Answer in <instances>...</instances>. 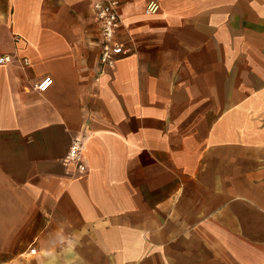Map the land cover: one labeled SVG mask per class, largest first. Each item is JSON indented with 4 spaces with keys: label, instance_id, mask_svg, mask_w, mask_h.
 <instances>
[{
    "label": "crops",
    "instance_id": "1",
    "mask_svg": "<svg viewBox=\"0 0 264 264\" xmlns=\"http://www.w3.org/2000/svg\"><path fill=\"white\" fill-rule=\"evenodd\" d=\"M116 1L102 70L94 0H0V264H264V0Z\"/></svg>",
    "mask_w": 264,
    "mask_h": 264
},
{
    "label": "built area",
    "instance_id": "2",
    "mask_svg": "<svg viewBox=\"0 0 264 264\" xmlns=\"http://www.w3.org/2000/svg\"><path fill=\"white\" fill-rule=\"evenodd\" d=\"M119 4L116 0H94L92 3V10L97 21L100 24L101 31V45L99 66L102 70L112 69L116 60L126 54L129 50L125 49L123 44L114 41L116 32L122 27L123 19L118 10ZM152 6L145 9L149 13ZM9 57L0 58V64L7 62ZM52 85L50 78H44L39 82L35 88L38 92L43 93ZM82 158V144L80 141H75L66 156L68 163L74 165L77 172L82 173L84 166L81 163Z\"/></svg>",
    "mask_w": 264,
    "mask_h": 264
}]
</instances>
